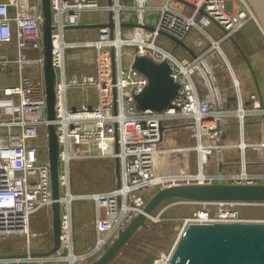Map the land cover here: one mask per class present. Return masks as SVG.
<instances>
[{
	"label": "built area",
	"instance_id": "2783aa9c",
	"mask_svg": "<svg viewBox=\"0 0 264 264\" xmlns=\"http://www.w3.org/2000/svg\"><path fill=\"white\" fill-rule=\"evenodd\" d=\"M174 1L51 0L56 116L50 119L44 68L43 0H0V75L7 74L6 82L0 86V245L9 237L27 240L22 251L26 254L0 257V264H76L109 244L121 228L143 211L148 192L156 188L212 183L219 179L264 182V138L247 136L250 119L264 121V98L259 92L245 96L241 79L236 75L235 59H230L222 46L249 22L256 21V15L247 0H178L180 4ZM96 10L108 13L97 22H109L110 12L113 13L114 31L103 24L98 27L97 38L69 39L68 30L83 23L86 11ZM131 12H134L132 20L140 25L122 24L130 22L127 14ZM194 29L202 34L197 39L199 45L210 46L196 55L180 54L179 50L186 48L175 37L185 41ZM163 36L171 38L174 45L165 44ZM77 49L93 51L94 71L69 70V58L75 57ZM213 51L219 53L223 61L220 65L207 63ZM138 54L171 65L174 78L181 84L171 106L163 110L138 107L136 95L149 82L144 73L133 67ZM224 69L232 74L235 97L219 103L201 92L200 82L210 84ZM87 89H92L94 96L88 95L80 104L70 97L72 90ZM232 118L237 120L241 140L229 143L225 138L219 143L218 121L228 123ZM52 121L59 142L61 247L51 254L36 255L32 217L41 209L52 210L54 202L48 130ZM183 125L192 129L193 145L175 144V138L170 136L174 127ZM170 138H174L172 142L168 141ZM90 143L96 151H86L85 146ZM231 147L241 150L237 170L208 171L212 156L223 155ZM193 149L198 157L196 171L157 170L158 155L167 153L181 159ZM247 150L256 151L258 157L248 156ZM86 157H119L121 185L103 191L75 192L73 161ZM222 163L232 161L222 156ZM253 163L263 167L252 169ZM78 198L95 203L96 242L86 253H76L75 248L73 203ZM194 203L200 206L185 218L181 232L189 220L255 219L244 216L243 208L264 205L260 200L177 198L168 206ZM170 254L162 255L166 259L163 264Z\"/></svg>",
	"mask_w": 264,
	"mask_h": 264
},
{
	"label": "water",
	"instance_id": "95a60500",
	"mask_svg": "<svg viewBox=\"0 0 264 264\" xmlns=\"http://www.w3.org/2000/svg\"><path fill=\"white\" fill-rule=\"evenodd\" d=\"M112 3L113 0H108ZM256 15V21L264 32V0H247ZM44 21L45 46V80L48 99V114L50 119L56 116L55 83L56 71L52 60V30L53 14L51 0L42 2ZM110 21L83 22L75 27H99L108 24L114 31L115 21L110 12ZM123 25H140L138 22L125 21ZM238 45L243 57L250 63L248 55L240 43L232 37ZM177 42L188 49L193 55L196 53L183 39L175 37ZM114 53V48H113ZM115 67V60H114ZM133 67L144 73L149 82L144 90L136 95L140 109L163 110L172 105L173 99L179 93L181 86L172 74V67L168 61L158 62L152 57L138 54L133 59ZM256 77V74H254ZM220 129L218 142L227 136L228 124L218 121ZM162 131L164 125H162ZM49 152L52 167V185L54 202L52 205L54 242L50 249L37 251L36 255H46L56 252L61 247V187L59 182V142L56 125L52 121L48 125ZM118 146V143H117ZM117 186L121 185V162L116 157ZM222 155L220 154V165ZM222 167V166H221ZM170 198H189L193 200H260L264 201V182L244 183L219 179L212 183H188L159 188L147 201L141 211L127 226L121 228L118 235L91 264H107L127 244L130 238L140 228L148 225L147 219L155 209ZM24 252H4L0 257L24 255ZM163 256L149 252L144 261L148 264H163ZM166 264H264V218L248 220H189L177 238Z\"/></svg>",
	"mask_w": 264,
	"mask_h": 264
},
{
	"label": "rangeland",
	"instance_id": "374dc122",
	"mask_svg": "<svg viewBox=\"0 0 264 264\" xmlns=\"http://www.w3.org/2000/svg\"><path fill=\"white\" fill-rule=\"evenodd\" d=\"M106 0H102L105 2ZM127 3H132L133 0H123ZM175 4H180L178 0L174 1ZM105 16H108V13L105 11H86L83 15V22H97L102 21ZM99 35V28L97 27H78L75 29L68 30V38L69 39H84V38H97ZM236 39L239 41L240 45L244 49L245 53L248 55L250 63L242 60L240 58V50L237 48L236 44H234L233 40H228L227 43L223 44L224 47L228 51H233L232 56L228 55L230 59H234L233 57L238 59V64H235L236 71L241 79H246L249 83H252V86L257 88L259 85L262 88L264 87V32L260 28L259 24L252 20L239 32L235 33ZM162 39L166 42L168 46H173L174 43L171 38L163 36ZM244 40H249L247 45H245ZM251 40V41H250ZM82 52V49H77L75 51L76 54ZM228 54V53H227ZM93 57V52H92ZM76 59V60H74ZM126 59L128 62L130 61V56L127 55ZM221 59V58H220ZM219 63L215 65H220L223 61L221 59ZM73 60V61H72ZM89 60H91L89 58ZM236 60V59H235ZM217 62V61H214ZM74 63H80L81 67H72ZM69 70L79 69L82 71H94V68L89 67L90 64L88 62H83L81 59L74 57L69 58L68 61ZM89 66H85V65ZM223 71V70H221ZM256 74V77L255 75ZM220 77V78H219ZM217 77L223 83L226 81V78L223 76ZM215 79V78H214ZM7 80V74L1 73L0 75V86L4 84ZM202 88V86H201ZM88 95L94 96V91L90 90H72L70 91V97H74L78 100L80 104L85 97ZM186 134L190 136V139H195L192 135V129H185L174 127L170 136L175 138L174 143L179 144L181 146L193 145L185 144V141L182 140L180 143L176 141L180 135ZM174 138H170V142ZM187 137H184L186 140ZM87 146V145H86ZM90 151H96V148L89 149ZM189 151V150H188ZM186 153V152H185ZM167 154V153H165ZM165 154H160L156 157V167H157V159H164ZM162 155V156H161ZM170 155V154H167ZM171 156V155H170ZM172 157V156H171ZM174 159V158H173ZM181 160V159H175ZM78 163L76 168L73 171V190L75 192H91V191H103L108 190L117 182V172H116V160L111 157H99V158H80L75 159L73 164ZM182 163V161H179ZM161 169L165 165H159ZM158 170V168H157ZM158 190V188L153 189L148 192V199ZM87 201H92L88 198H78L74 200L73 207L79 205L80 203H86ZM169 202L161 203L153 212V218L149 217L147 219L148 225L146 227L140 228L135 234L130 238L129 242L125 244L121 250L112 258L107 264H148L144 261V258L149 252L157 253L162 256L164 253L169 255L173 249L174 244L177 241V238L181 232V229L184 224V220L187 216H189L192 211H194L198 206V203L190 204V205H171L168 206ZM87 204V203H86ZM82 209V208H81ZM46 209L39 210L32 217V230L34 231L35 236L32 239L33 248L36 250L40 249H50L53 246L54 242V234H53V214L52 211L48 213L45 212ZM85 210V211H84ZM42 211V212H41ZM41 212V213H40ZM159 213H161L160 216ZM47 215V217H46ZM243 215L246 217H254V218H264V206L255 207V206H247L243 208ZM74 217L76 222L75 210ZM160 217V220L156 218ZM95 225V221H94ZM77 227L78 232L80 234V242L82 245H88V242L94 238L92 236V230H94L92 226V218L91 212L87 208H83L82 211L78 214L77 217ZM116 238V237H115ZM113 238V240L115 239ZM77 240V239H76ZM109 242L103 249L96 251L89 257L85 259L77 260L76 264H91L92 261L98 257H100L104 251L110 246L113 242ZM27 240L24 237H9L5 239L0 245V251H18L20 249L24 250L25 244ZM77 243V241H76ZM92 248L95 247V243H93ZM78 253V249L77 252ZM24 264H34L32 262H25ZM47 264H63V263H47ZM69 264V262H68Z\"/></svg>",
	"mask_w": 264,
	"mask_h": 264
},
{
	"label": "crops",
	"instance_id": "0c3cea01",
	"mask_svg": "<svg viewBox=\"0 0 264 264\" xmlns=\"http://www.w3.org/2000/svg\"><path fill=\"white\" fill-rule=\"evenodd\" d=\"M127 17H128V20L130 22H132L133 21L132 19H134V12L128 13ZM212 30H216L217 32H219V30H217L215 28H212ZM201 35L202 34L197 29H194L187 35L186 40H185L189 44V46L192 47L193 51L196 54L200 53L203 50V48H205L207 45L210 46V44L199 45L197 39ZM229 39L233 40L234 44H236L233 38H228L227 40H225L223 42V44L224 43L226 44ZM235 39H236V37H235ZM244 41H245V45H247V43L249 42V40H244ZM223 44H222V46H223L224 50L228 53V55L232 56L233 51H228L224 47ZM236 46L239 49L237 44H236ZM92 52L93 51L90 50V49H88V50L82 49L81 53H79V54L74 53V55H75L76 58L81 59L83 62H85L84 60L86 59V61L90 64V66L88 64L85 65V66H89V67L93 68V65H92V61H93ZM179 52H180V54H187L188 53L190 55H193L188 49H180ZM240 52H241V50H240ZM241 55H242V53L240 54V58H241ZM73 58L74 57H71V59H73ZM89 58L91 60H89ZM220 58L221 57H220L219 53L217 51H213L210 54V56H208L207 63L210 64V65H215L216 63H219V59ZM233 58L236 59V60H234L235 64H238V59L235 58V57H233ZM74 60H76V59H74ZM242 60L245 61V59H242ZM214 61H217V62H214ZM220 61H221V59H220ZM78 66L81 67L82 65H80V63H74L72 65V67H78ZM234 66H236V65H234ZM235 71H236V68H235ZM236 75L239 77L237 71H236ZM219 76H222V77L224 76L226 78V81L223 83V81H221L220 79L217 78ZM214 78L215 79H212L210 84H208L205 80H202L200 82V87L202 86L201 92L204 95L208 96L211 99L216 100L219 103H223L224 99H226V98H227V100L229 99L228 102L232 101L234 99V97H235V85H234L232 74L230 73V71L224 69L223 71L218 72L214 76ZM241 84H242V88H243V91H244V94H245L246 97H248L252 92H259L264 98V87L262 88V86L260 87L259 85H257L256 86L257 88H255V87L252 86V83H249L246 79H241ZM209 86H210V89H209ZM227 124H228V133H227L225 141L229 142V143L230 142H239L241 140V133H240V130H239V126H238L237 120L232 118V119H230L228 121ZM179 128L190 129L186 125H183V126H181ZM247 136L250 137L251 139L264 138V121H258L256 119H250L248 121V124H247ZM184 137H187L186 140L184 139ZM182 140L185 141V144H191V143L194 144L195 143V139H193V140H192V138L190 139V136H188L186 134L180 135L178 138H176V141L178 143H180ZM85 148H86L87 152H93V151H90L89 149L96 148V147H95V145L93 143H90V144H87V146H85ZM247 155L251 156L253 159H256V157H258V153L256 151H251V150H247ZM164 156H165V158L167 157L168 160L157 159V162H158L157 168H158L159 172H173V171H181V170L182 171L183 170L184 171H196L198 169L197 151L194 150V149L186 151L184 157L181 158V160H175L170 155H167V154H165ZM222 156L224 157V160H226L228 162L232 161V164L231 163H222L220 165V161H219L220 154H216V155L212 156L211 163L208 166L207 170L210 171V172H216V171L220 170L221 168H223L224 171L237 170V168H238L237 160L241 156V150L238 147H233V148L231 147V148L226 149L223 152ZM96 158H99V157H96ZM179 161H182V163H179ZM161 164L165 165L163 167V169H161L160 166H159ZM262 167L263 166L261 164H259V163L258 164L257 163L251 164V168L252 169H258V168H262ZM116 185H117V182H116V184L114 186H116ZM86 203L83 202V203H80L79 205L74 207L75 216H76V222L74 223V227H75V248H76V252H77V249H78V253L89 252L88 249H90L92 247V245H94L93 243L96 242V229H95V225H94V221H95V203L93 201H87ZM81 208L82 209L83 208H87V209L90 210L91 218H92V226L94 228V230H92V236L94 238H92V240H90V242H88V245L84 244V246L82 245V242H80V238H79L80 234L78 232V227H77V217H78V214L82 211ZM50 211H52V210L51 209H46L45 210L47 215H48V213H50ZM47 215H46V217H47ZM76 241H77V243H76ZM34 250L37 252V251H44L46 249H40V250L34 249ZM22 251H23V249H20L18 251L2 250V251H0V253H4V252H22ZM63 264H67V263H63Z\"/></svg>",
	"mask_w": 264,
	"mask_h": 264
},
{
	"label": "trees",
	"instance_id": "16d2710c",
	"mask_svg": "<svg viewBox=\"0 0 264 264\" xmlns=\"http://www.w3.org/2000/svg\"><path fill=\"white\" fill-rule=\"evenodd\" d=\"M76 165H78V163L73 164V171H74V168H76ZM174 199H177V198H170V199H167L165 202H169V201H172V200H174ZM263 206H264V205H257V206H255V207H261V208H263Z\"/></svg>",
	"mask_w": 264,
	"mask_h": 264
},
{
	"label": "flooded vegetation",
	"instance_id": "af4514ba",
	"mask_svg": "<svg viewBox=\"0 0 264 264\" xmlns=\"http://www.w3.org/2000/svg\"><path fill=\"white\" fill-rule=\"evenodd\" d=\"M241 57L244 59L243 55H241Z\"/></svg>",
	"mask_w": 264,
	"mask_h": 264
},
{
	"label": "bare ground",
	"instance_id": "6f19581e",
	"mask_svg": "<svg viewBox=\"0 0 264 264\" xmlns=\"http://www.w3.org/2000/svg\"><path fill=\"white\" fill-rule=\"evenodd\" d=\"M72 259H74V255H73Z\"/></svg>",
	"mask_w": 264,
	"mask_h": 264
}]
</instances>
